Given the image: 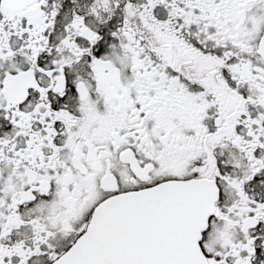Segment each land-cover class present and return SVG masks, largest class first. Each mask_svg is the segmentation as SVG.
<instances>
[{"label":"snow or ice","instance_id":"1","mask_svg":"<svg viewBox=\"0 0 264 264\" xmlns=\"http://www.w3.org/2000/svg\"><path fill=\"white\" fill-rule=\"evenodd\" d=\"M0 264H264V0H0Z\"/></svg>","mask_w":264,"mask_h":264}]
</instances>
